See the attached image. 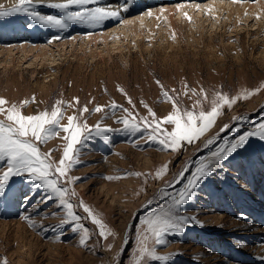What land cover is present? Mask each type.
Segmentation results:
<instances>
[{
  "label": "rangeland",
  "instance_id": "rangeland-1",
  "mask_svg": "<svg viewBox=\"0 0 264 264\" xmlns=\"http://www.w3.org/2000/svg\"><path fill=\"white\" fill-rule=\"evenodd\" d=\"M133 1L108 50L82 35L120 17L0 0V264H264V0L175 26Z\"/></svg>",
  "mask_w": 264,
  "mask_h": 264
},
{
  "label": "bare ground",
  "instance_id": "bare-ground-1",
  "mask_svg": "<svg viewBox=\"0 0 264 264\" xmlns=\"http://www.w3.org/2000/svg\"><path fill=\"white\" fill-rule=\"evenodd\" d=\"M3 1H5L7 4H12V3H14L16 0H3ZM46 0H33V2L35 3H39L38 5L39 6H37L38 7V10H46V8L45 7H47L46 5H44V3L43 2H45ZM47 1H50V0H47ZM52 2H54V3H61V4H63L64 6L66 5V7L68 8V9H70L71 11L72 10H76V9H78V11H79V9H81L82 8V11H83V13H91V14H96L97 15V13H102V12H108L107 14H108V16H113V18L115 17L116 19H117V17H120V20H122V24H123V27H118V26H116L115 28L113 27V30H109V29H106L105 30V28L103 29L102 27H101V31L100 30H97V31H100V32H92V33H88V34H85V36H83L82 35V37H83V41L81 42V40H80V42H81V46H80V48H83L84 47V45H88L87 47H91L90 49H93V47H97L98 46V41L100 40V39H102L104 42L103 43H106V44H104L105 45V47L107 46L108 47V50L109 49H111L112 47H111V45H114V44H116V42L115 41H117V42H120L119 41V39L116 37V35H115V37H116V39L114 40V44H109L110 43V41H112V40H110L111 38H112V36H113V34H112V36H111V38L109 39L110 41H109V43H108V38L110 37V35H111V33H114V32H117L118 30H120V28H123V31H124V33L125 34H129L130 32H132L133 34H136L137 36H139V35H141L142 33H143V31H144V27H143V25L145 26V24H144V18L142 17L143 15L142 14H136L135 15V13H133V14H131V12H134L133 10L132 11H130V9H129V5L130 6H132L131 4L132 3H134V1L133 0H51ZM136 1V0H135ZM138 1V0H137ZM151 2H147V0H142V3L140 4L141 6H143V3L144 4H149L148 5V7H150V6H152V5H156V3H162V4H159V5H161L159 8H157L156 10H154V15L156 16V18H154L155 20L160 16V17H164V20H166L167 22H175V23H173L174 24V26L175 25H177V23H176V21H174V16H176L177 15V13L179 12V14H178V18L179 17H183L184 18V15H185V13H184V11H186V12H188L189 14H190V12H191V14L193 15L195 12H197V14L198 13H202V14H205L204 12L206 11L204 8H206V9H208V7L209 8H212V10H215V11H217V10H219V8L221 7V8H223V7H225V9L227 8L228 10H229V8H231L230 10H229V12H230V14L233 12V11H235V15H236V17L238 18V17H240V13L242 12V8L244 7H249L248 9H250V6L252 7V6H256V8H260V5L262 6V1L260 2H258V3H255L254 5H252L253 4V2H252V0H229L230 2H228V0L227 1H225L224 0V2L225 3H223V0H209L210 2H207V3H205V1L204 0H202L203 2L201 3H193V4H191L190 3V0H185V2H180L179 3V1L180 0H150ZM166 1V2H165ZM195 1V0H194ZM254 1H256V0H254ZM191 2H193V1H191ZM196 2V1H195ZM198 2V1H197ZM78 3H80V5L78 4ZM81 3H83V4H81ZM184 3V4H183ZM15 4H17V3H15ZM178 4V5H177ZM139 5V4H138ZM49 6V5H48ZM258 6V7H257ZM134 7V6H133ZM135 7H136V5H135ZM138 7V6H137ZM262 7H264V3H263V6ZM147 8V7H146ZM243 8V9H244ZM258 8V9H259ZM54 9V8H53ZM131 9H133V8H131ZM136 9V8H135ZM142 9V8H141ZM203 9L205 10L204 12H203ZM234 9V10H233ZM247 9V11H250V10H248ZM252 9V8H251ZM254 9V8H253ZM209 10V9H208ZM208 10L206 11L207 12V14H208ZM211 10V11H212ZM233 10V11H232ZM261 10V9H260ZM259 10V12H261ZM264 10V9H263ZM55 11H57V10H55ZM59 11V10H58ZM146 11V10H145ZM214 11V12H215ZM219 11H221V9L219 10ZM225 11V10H224ZM224 11H223V13H224ZM247 11L244 13V14H246L247 13ZM257 11V10H256ZM46 12V11H45ZM228 12V11H227ZM228 12V13H229ZM251 12H253V11H251ZM264 12V11H263ZM218 13V12H217ZM217 13H215V14H217ZM226 13V12H225ZM227 13V14H228ZM107 14H104V16H107ZM163 14H165V15H163ZM176 14V15H175ZM229 14V15H230ZM251 14V13H250ZM188 15V14H187ZM209 15V14H208ZM218 15V14H217ZM217 15H214V16H217ZM234 15V14H233ZM256 15V14H255ZM257 15H259V13L257 14ZM53 16V15H52ZM100 16H103V15H100ZM195 16V15H194ZM210 16V15H209ZM208 16V17H209ZM21 17V16H20ZM26 17V16H25ZM51 17V16H50ZM199 17V16H198ZM204 17H205V15H204ZM257 16H255V18H256ZM27 18H28V15H27ZM26 18V19H27ZM98 18V17H97ZM102 18V17H101ZM176 18V17H175ZM183 18H181V19H183ZM196 18V17H195ZM203 18V17H202ZM210 18V17H209ZM235 18V17H234ZM233 18V19H234ZM237 18H235L236 19V21H237ZM257 18H259V17H257ZM26 19H24V22L26 21ZM65 19V18H64ZM105 19V18H104ZM119 19V18H118ZM149 19V18H148ZM147 19V20H148ZM186 19V17L184 18V20ZM260 19V18H259ZM67 20V19H66ZM65 20V21H66ZM107 20V19H106ZM112 20V19H111ZM196 20H198L197 18H196ZM195 20V21H196ZM230 20V19H229ZM108 21H110L109 19H108ZM204 21V20H203ZM101 22V21H100ZM152 22V21H151ZM206 22V21H205ZM222 22V21H221ZM229 22V21H228ZM231 23H233L232 22V20L230 21ZM238 22H239V19H238ZM164 23V22H163ZM223 23V22H222ZM104 24V23H103ZM199 24H202L201 22L199 23ZM205 24V23H204ZM224 24H225V21H224ZM228 24V23H227ZM226 24V25H227ZM99 25V24H98ZM151 25V24H150ZM223 25V24H222ZM173 26V27H174ZM219 26V25H218ZM237 26V25H236ZM73 29V30H72ZM71 30H70V32L71 33H73L72 35H71V33H69V34H66L65 36H68V35H70V36H68L69 38H63V42L61 43V40H59L57 37H54L51 41L52 42H49V43H39V44H35V40H33L34 38H32L29 34H27V32H28V30L27 29H24L25 31H21V30H19L21 33L18 35V39L17 40H19V42H20V44H19V46H18V48L20 49L19 51H21V52H19V54L20 53H25V54H23V55H26L27 53V51H33L34 53H35V49L37 48V50H40L38 53H35L36 55H37V57H39V59H41V60H43V62H45V60H49V58H50V56H51V54L49 55V50H51L52 48H53V46H56V45H58V46H62L63 44H64V46L65 47H67L66 46V44L65 43H67V42H69V43H71L72 44V46H73V44L75 43L74 41L75 40H77L80 36H81V34H83V33H81V34H78L77 32V30H79L78 28H76V29H74V28H72ZM84 29H85V27H84ZM96 29V28H95ZM111 29H112V26H111ZM118 29V30H117ZM16 30H17V28H16ZM82 30V29H81ZM80 30V31H81ZM94 30V29H93ZM166 30H168V28L166 29ZM225 30V29H224ZM223 30V31H224ZM229 30V29H228ZM27 31V32H26ZM79 31V32H80ZM219 32V31H218ZM229 32V31H228ZM52 33V32H51ZM121 33V32H120ZM131 33V34H132ZM169 33V32H168ZM178 33V32H177ZM12 34H14V36H17L15 33H12ZM27 34V37H24L25 35ZM53 34V33H52ZM116 34V33H115ZM42 35H44L43 34V32L41 31L40 32V36H42ZM130 35V34H129ZM221 35H222V33H221ZM47 36V35H46ZM169 36V35H168ZM177 36V35H176ZM3 37V36H2ZM11 37V36H10ZM120 37H121V35H120ZM134 37V36H133ZM214 37V36H213ZM213 37H212V39H213ZM49 38V37H48ZM113 38H114V36H113ZM129 38V37H128ZM136 38V37H135ZM46 39V38H45ZM44 39V40H45ZM62 39V38H61ZM67 39H69L68 41H66ZM141 39V38H140ZM7 40V39H6ZM14 40V39H13ZM144 40V39H143ZM66 41V42H65ZM71 41V42H70ZM105 41H107V42H105ZM139 41V40H138ZM141 41V40H140ZM153 41V40H152ZM212 41V40H211ZM8 42H10V41H8ZM130 42H131V40H130ZM134 42V41H133ZM142 42V41H141ZM209 42V41H208ZM214 42V41H213ZM60 43V44H59ZM78 43V42H77ZM101 43H102V41H101ZM136 43V42H135ZM10 44H12V43H10ZM13 44H14V42H13ZM95 44V46H93ZM124 44V43H123ZM103 45V46H104ZM10 46V45H9ZM76 46V45H75ZM78 46V45H77ZM138 46H139V44H138ZM142 46H143V42H142ZM6 46H3L2 48L4 49ZM14 47V46H13ZM13 47L11 48L12 49V51H13ZM17 47V46H16ZM59 47V48H60ZM63 47V46H62ZM64 47V48H65ZM74 47V46H73ZM119 47V46H118ZM140 47H141V45H140ZM144 47V46H143ZM6 48H8V47H6ZM57 48V47H56ZM116 48V47H115ZM138 48V47H137ZM9 49V48H8ZM11 49H10V51H11ZM63 49V48H62ZM61 49V50H62ZM69 49V48H68ZM113 49V48H112ZM117 49V48H116ZM142 49V48H141ZM65 51H66V48L64 49ZM64 50H62V51H64ZM73 50H75V49H73ZM76 50H77V48H76ZM84 50V49H83ZM86 50V49H85ZM107 50V49H106ZM9 51V52H10ZM60 51V50H59ZM161 51V50H160ZM238 51V50H237ZM8 52V53H9ZM17 52V51H16ZM67 52V51H66ZM131 52V51H130ZM133 52V51H132ZM136 52V51H135ZM138 52V51H137ZM239 52V51H238ZM11 53H13V52H11ZM11 53L9 54V55H11ZM15 53V52H14ZM33 53V54H34ZM82 53V52H81ZM80 53V54H81ZM120 53V52H119ZM62 54V53H61ZM67 54V53H66ZM143 54V53H142ZM8 55V54H7ZM14 55H16V53L14 54ZM17 55H18V53H17ZM29 55V54H28ZM31 55V54H30ZM62 55H65V54H62ZM78 55V54H77ZM13 56V55H12ZM12 56H10V57H12ZM34 56V55H33ZM76 56V55H75ZM24 57H26V56H24ZM35 58H36V56H35ZM70 58V57H69ZM166 58V57H165ZM164 58V59H165ZM169 58V57H168ZM12 59H13V57H12ZM24 59V58H23ZM14 60V59H13ZM36 60H37V58H36ZM51 60V59H50ZM49 60V61H50ZM39 61V60H38ZM37 61V62H38ZM66 61H68V60H66ZM36 62V63H37ZM47 62V61H46ZM54 62V61H53ZM64 62V61H63ZM70 62H73V61H70ZM231 62V61H230ZM39 63H42V62H40L39 61ZM165 63V62H164ZM252 63V62H251ZM43 64V63H42ZM47 64V63H46ZM244 64V63H243ZM44 65V64H43ZM43 65H41V66H43ZM62 65V64H61ZM167 64H165V66H166ZM40 66V67H41ZM52 66V65H51ZM54 66V65H53ZM160 66H161V64H160ZM231 66V65H230ZM251 66V65H250ZM49 67V66H48ZM188 67V66H187ZM46 68H47V66H46ZM62 68V67H61ZM167 69V68H166ZM202 69V68H201ZM174 70V69H173ZM189 70V69H188ZM230 70V69H229ZM252 70V69H251ZM47 71V70H46ZM78 71V70H77ZM127 71V70H126ZM125 71V72H126ZM202 71V70H201ZM39 72V71H38ZM109 72V71H108ZM250 72V71H249ZM71 73V72H70ZM37 74V73H36ZM127 74V73H126ZM202 74V73H201ZM103 75V74H102ZM106 75V74H105ZM68 76V75H67ZM121 76V75H120ZM228 76V75H227ZM159 77V76H158ZM221 78V77H220ZM227 78V77H226ZM251 78V77H250ZM103 79V78H102ZM129 79V78H128ZM129 81V80H128ZM65 82V81H64ZM106 82V81H105ZM107 83V82H106ZM129 83V82H128ZM127 83V84H128ZM131 83H133V82H131ZM227 83V82H226ZM228 85V84H227ZM107 86V85H106ZM223 88H224V86H222ZM228 88H229V86H228ZM264 88V87H263ZM53 90V89H52ZM110 92V91H109ZM55 93V92H54ZM33 94V93H32ZM32 97V96H31ZM52 98V97H51ZM57 98V97H56ZM83 100V99H82ZM50 101V100H49ZM51 102V101H50ZM53 102V101H52ZM84 101H82V103H83ZM47 105H48V103H47ZM52 105V104H51ZM83 107V106H82ZM194 108V107H193ZM37 109H38V107H37ZM91 109V108H90ZM80 110H81V106H80ZM79 110V111H80ZM82 111V110H81ZM62 112V111H61ZM80 116V115H79ZM79 119V118H78ZM83 122H84V120H83ZM55 123V122H54ZM51 124V123H50ZM242 184V183H241ZM245 185V184H244ZM253 230V234H259V233H264V228H261V229H259V228H257V227H252V228H250V231H252ZM262 247H263V245H262Z\"/></svg>",
  "mask_w": 264,
  "mask_h": 264
}]
</instances>
